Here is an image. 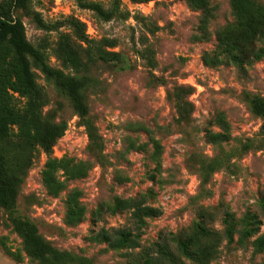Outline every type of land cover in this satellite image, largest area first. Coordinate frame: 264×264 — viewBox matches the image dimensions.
<instances>
[{
  "label": "rangeland",
  "instance_id": "1",
  "mask_svg": "<svg viewBox=\"0 0 264 264\" xmlns=\"http://www.w3.org/2000/svg\"><path fill=\"white\" fill-rule=\"evenodd\" d=\"M88 1L105 9L117 1L121 13L104 20L77 0H31L30 14L17 12L50 66L89 79V115L81 118L66 93L33 67L42 116L64 131L51 153L38 148L25 162L15 208L0 206V264H39L27 255L12 216L35 223L47 242L90 264H132L125 249L90 240L94 230L134 227L129 212L92 219L100 204L116 196L145 195L161 209L147 219L142 247L201 220L222 231L225 211L236 220L257 214L264 233V117L253 110L255 97L264 100V57L244 66L203 61L217 31L234 21L230 0H211L215 15L202 38L203 12L187 0ZM37 14L47 27L38 25ZM99 50L118 60H100ZM66 51L78 57L80 70L65 62ZM219 113L228 131L215 123ZM219 132L225 139L213 141L210 134ZM151 136L162 146L157 159ZM49 157L86 162L89 173L76 179L58 174L65 186L52 194L42 178ZM74 189L86 216L71 225L66 204ZM253 239L244 246L223 242L210 264H264V251L254 252Z\"/></svg>",
  "mask_w": 264,
  "mask_h": 264
},
{
  "label": "trees",
  "instance_id": "2",
  "mask_svg": "<svg viewBox=\"0 0 264 264\" xmlns=\"http://www.w3.org/2000/svg\"><path fill=\"white\" fill-rule=\"evenodd\" d=\"M77 1L104 20H110L121 13L117 1L110 9H105L97 2ZM134 1L144 3L152 0ZM187 1L194 8L202 10L201 24L204 30L199 37H206L208 23L215 15L211 0ZM30 2L31 0L0 2V206L10 211L16 206L20 172L25 162L31 160L38 148L51 153L64 131V128L58 129L42 116L44 100L33 67L39 69L58 89L66 93L81 118L89 115V106L84 96L89 79L86 76L66 74L62 69L50 66L44 51L27 38L25 25L17 12L30 14ZM230 5L234 21L217 31L214 49L205 52L203 56L206 65L216 66L226 61L244 66L264 57V2L230 0ZM36 18L38 25L47 27L38 14ZM96 56L103 61L118 60L117 55L111 58L108 52L101 50ZM64 58L76 70L83 66L73 51H66ZM19 99L24 101L19 104ZM253 110L255 114L264 117L262 98H254ZM215 123L228 131L222 114L216 116ZM224 134H210V138L221 141L225 139ZM149 142L154 149L152 158L157 159L162 146L153 136ZM142 146L144 145L132 143L133 148ZM89 170V164L83 161L49 157L42 178L48 190L52 194H58L65 186L59 175L66 179H76L86 176ZM66 208V221L69 224L75 225L85 218L86 206L81 202L78 189L69 192ZM122 212L130 213L133 228H101L92 231L90 240L105 243L112 249H125V255L131 258L129 259L132 264H210L223 242L227 245L236 243L244 246L250 238H254L252 245L255 253L264 251V233L259 234L261 221L255 213L248 214L244 220H236L233 214L225 211L222 231L209 227L206 221L201 220L180 233H172L170 237L161 235L152 244L142 247L141 238L147 219L159 215L161 209L149 202L145 195L116 196L112 203L100 204L92 212V219L96 221L103 214ZM11 219L14 230L23 239L27 255L39 264H90L89 259L73 256L47 242L35 223L17 216H12ZM136 248L141 250L134 253Z\"/></svg>",
  "mask_w": 264,
  "mask_h": 264
}]
</instances>
